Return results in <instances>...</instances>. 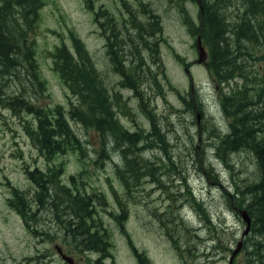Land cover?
Returning a JSON list of instances; mask_svg holds the SVG:
<instances>
[{
  "label": "rangeland",
  "instance_id": "1",
  "mask_svg": "<svg viewBox=\"0 0 264 264\" xmlns=\"http://www.w3.org/2000/svg\"><path fill=\"white\" fill-rule=\"evenodd\" d=\"M131 12L135 17L130 18ZM198 12V4L191 0H44L31 33L41 82L36 102L68 109L73 96L54 69L50 52L62 43L72 49L73 40L79 38L93 57L109 93L119 95L115 105L120 108L116 109L123 128L148 131L149 114L154 115L169 145L167 154L158 149L145 154L162 163L160 173L131 180L127 190L115 166H124L121 157L109 146L110 156L94 161L92 146H99L100 136L68 117L83 151H66L57 156L55 164H63L60 181L68 185L69 177L74 175L86 191L96 190L106 199L105 205H98L95 215L109 236V246L106 254H86L74 245L73 238L63 237L57 220H50V215L41 221L43 215L36 213L27 225L8 203L12 187L27 192L28 201H33L36 185L27 172L37 167L44 170L48 161L23 129L22 124L30 122L31 115L17 118L0 109V264H229L240 240L242 246L231 264L252 262L249 252L254 237L250 230L242 235L246 224L227 205L224 188L233 192V180L241 183L246 177L253 178L254 159L248 152L234 154L230 168L215 158L207 142L217 134V127L225 129L227 120L220 107L225 85L217 83L208 68L191 66L192 84L185 71L190 66L186 63L197 56V34L190 31L186 17H192L197 24ZM111 16L119 34L105 36L100 23L105 24ZM137 20L145 27H149L146 22H157V29L141 37L134 30L140 28ZM127 31L131 32L129 39ZM119 41L125 44L123 55L109 53V49L119 51ZM122 58L124 68L139 73V78L133 79L137 94L123 84L128 81L114 70ZM247 63L264 88V61L250 59ZM15 88L12 85L8 91L14 93ZM198 104L204 109H199L200 115L190 111ZM112 137L107 138L110 143ZM210 164L214 171L209 170ZM192 197L205 210H195ZM123 209L126 215L121 225L117 216ZM59 250L73 263L63 260ZM135 251L147 258L145 263L140 262Z\"/></svg>",
  "mask_w": 264,
  "mask_h": 264
},
{
  "label": "trees",
  "instance_id": "2",
  "mask_svg": "<svg viewBox=\"0 0 264 264\" xmlns=\"http://www.w3.org/2000/svg\"><path fill=\"white\" fill-rule=\"evenodd\" d=\"M42 3L44 0H0V109L8 110L17 118L31 115V121L22 124L23 129L33 146L48 161L44 170L37 167L27 172L28 178L36 185L33 201H28L27 192L12 187L8 203L17 209L25 224L28 225L27 220L36 213L43 215L41 221H46L44 217L50 215V220H57L63 237L73 238L74 245L80 250L106 254L109 236L95 215L98 205L106 204L103 193L86 191L82 181L78 182L74 175L69 177L68 185L61 182L62 161L54 162L66 151H83L82 141L68 117L100 136L99 146H92L96 154L94 161L108 158L110 147L121 157L124 166H115L127 190L131 180L160 173L158 169L162 163L145 154L155 149L167 154L166 145L169 143L151 114L148 131L123 128L115 105L119 95L109 93L93 57L79 38L73 40L72 49L62 43L50 52L54 69L73 96L68 109L58 104L36 102L41 82L31 33ZM198 7V23L194 24L189 16L186 21L190 31L200 35L208 48V67L212 77L225 85L220 97L221 111L227 120L225 129L217 127V134L210 136L207 143L215 158L227 167L233 168L232 156L240 152H248L254 159L253 178L246 177L241 183L233 180V192L226 188L224 192L231 209L238 214L237 207L244 206L251 217L250 231L254 240H251L249 252L252 262L248 264H264V88L257 78L259 76L248 68L247 63L250 59L264 61V0H198ZM131 13L130 18L135 17V13ZM112 19L111 16L105 24L100 23L105 36L119 34L117 23ZM138 23L139 29L133 26L141 37L153 34L157 29V22H146L149 27ZM127 34L129 39L131 32L127 31ZM111 53L117 55L116 51ZM114 70L128 81L123 84L137 94L133 79L139 78L138 71H128L124 65L115 66ZM12 85L16 87L14 93L8 91ZM203 101L201 96L200 102ZM199 105L190 111L204 110ZM204 107L206 109L205 104ZM108 136H114L111 143ZM209 170L214 171L211 164ZM215 174L217 179V172ZM190 199L196 205L193 206L195 210H205L194 197ZM125 215L123 209L117 216L121 225ZM175 217L181 220L180 214ZM177 248L181 250L180 245ZM135 254L140 262L145 263L147 258L141 252L135 251Z\"/></svg>",
  "mask_w": 264,
  "mask_h": 264
},
{
  "label": "water",
  "instance_id": "3",
  "mask_svg": "<svg viewBox=\"0 0 264 264\" xmlns=\"http://www.w3.org/2000/svg\"><path fill=\"white\" fill-rule=\"evenodd\" d=\"M197 48H198V54H199V61L203 60V56L205 55V50L203 48V46L201 45V39H200V36L198 35L197 37ZM241 219L245 222V228L242 232V235H245L249 232L250 230V227H251V217L249 216L248 212L246 209H239L238 211ZM242 246V241L240 240L238 243H237V247L232 251V254L229 258V264L232 263V260H233V257L234 255L240 250ZM64 259L67 261V262H70L71 259L69 257H64Z\"/></svg>",
  "mask_w": 264,
  "mask_h": 264
},
{
  "label": "flooded vegetation",
  "instance_id": "4",
  "mask_svg": "<svg viewBox=\"0 0 264 264\" xmlns=\"http://www.w3.org/2000/svg\"><path fill=\"white\" fill-rule=\"evenodd\" d=\"M151 35H152V33H150ZM150 34H148V35H150ZM107 40V46L109 47V42H108V39H106ZM117 44H118V46H120V50L122 49V48H125L124 47V42H122V41H119V42H117ZM195 49H196V51H197V56H195L190 62H188V63H186V65H190L188 68H186L185 69V71H186V73H187V75H188V78H189V81H190V83L192 84V76H191V74H190V72H189V68L191 67V66H202V67H204V68H208L209 69V67H208V61H209V58H208V60H207V57H208V55H207V53L203 56V60H201V61H199V54H198V48H197V44H195ZM109 52L111 53L112 52V50H110L109 49ZM116 64H118L119 66H122V65H124L125 64V61L123 60V59H118L117 60V63ZM125 66V65H124ZM196 115H200V113L199 112H196ZM197 117H199V116H197ZM60 251V257H62V255H66L65 254V252L64 251H61V250H59ZM66 252H67V250H65ZM87 254V253H86Z\"/></svg>",
  "mask_w": 264,
  "mask_h": 264
}]
</instances>
